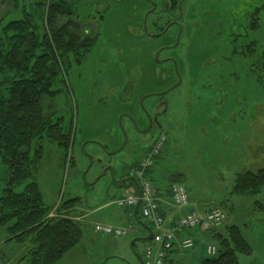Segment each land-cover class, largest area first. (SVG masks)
Returning <instances> with one entry per match:
<instances>
[{"label": "rangeland", "instance_id": "rangeland-1", "mask_svg": "<svg viewBox=\"0 0 264 264\" xmlns=\"http://www.w3.org/2000/svg\"><path fill=\"white\" fill-rule=\"evenodd\" d=\"M21 1L16 8L9 0H0V18L21 19L24 5L43 23L39 18L43 8L37 4L45 0ZM181 1L178 10L147 19L140 0L77 3L74 19L97 21L99 37L84 61L74 63L62 77L58 84L62 92L55 100H45L53 121L65 130L72 127V143L66 151L45 138L36 172L51 205L48 217H74L83 227L80 243L56 264H141L139 258L151 241H136L134 248L132 242L141 228L146 234L152 225L145 218L136 219L130 228L125 214L119 224L128 229L123 237L96 233L94 226L97 222L118 225L115 217L124 211L117 200L127 188L120 185L123 171L137 166L160 134L166 136V145L149 172L151 181L166 188L182 183L191 199L226 214L214 233L196 237L193 248L179 250L174 257L183 264H201L210 256L208 245L219 246L216 236L227 235V227L238 225L252 247L250 254H239L240 264H264V188L255 195L233 192L238 173L264 167V77L259 79L249 59L237 53L243 47L255 52L264 44V0ZM258 7H262L259 27L252 29ZM61 20L68 22V17ZM172 20L184 27L172 52L182 71V84L164 97L169 110L160 118L162 128L147 133L140 128L145 127L142 114L153 112L152 102L160 96L150 93L161 88L160 81L166 78L154 65L172 51L157 58L163 38L148 34ZM204 61L211 68L198 72L197 65ZM196 73L203 76L193 79ZM131 182L133 188L138 185ZM6 183L8 167L0 160V194ZM75 198L78 203L72 211L62 208ZM9 237L0 228V264H31L32 244Z\"/></svg>", "mask_w": 264, "mask_h": 264}, {"label": "trees", "instance_id": "trees-1", "mask_svg": "<svg viewBox=\"0 0 264 264\" xmlns=\"http://www.w3.org/2000/svg\"><path fill=\"white\" fill-rule=\"evenodd\" d=\"M9 2L16 8L22 3ZM78 2H40L37 5L43 8L39 13L43 23L24 5L21 19L5 22L6 18H0V160L8 167V183L0 194V228L8 231L10 240L32 244L28 254L31 264H56L83 237L82 224L74 217H48L51 205L46 203L36 179L43 157V140L55 141L66 151L72 143V127L65 130L61 123L54 122L45 100L56 99L62 92L58 88L62 77L74 63L81 64L94 47L95 39L85 38L80 30L81 21L74 19ZM261 11L262 7L255 9L259 15L253 19L252 29L259 27ZM65 17L68 22L64 23L61 19ZM259 50L243 47L237 53L249 59L251 70L260 79L264 77V44ZM210 68L206 61L197 65L198 72ZM195 76L203 75L193 74V79ZM263 188L264 167L257 172L238 173L233 192L255 195ZM77 203V198L70 199L62 208L72 211ZM135 211L137 219L142 220L139 209ZM227 233L216 236L217 254L207 256L201 264H240L239 254L252 252L240 226L227 227ZM176 252L178 249L169 252L165 264H183Z\"/></svg>", "mask_w": 264, "mask_h": 264}, {"label": "built area", "instance_id": "built-area-1", "mask_svg": "<svg viewBox=\"0 0 264 264\" xmlns=\"http://www.w3.org/2000/svg\"><path fill=\"white\" fill-rule=\"evenodd\" d=\"M165 140V135H161L156 141L151 155L143 161L139 168L131 171V175L136 177L139 182V191L129 192L117 200V204L121 208L133 210L140 206L142 218L153 225L154 236L146 246L143 256L144 264H165L169 252L176 247L182 250L193 248L195 246L194 238L184 237V234L189 230L209 232L221 226L226 215L219 208L202 211L193 207L187 187L178 182L171 185L170 202L180 213L175 218L173 216L165 217L161 213V203L156 185L147 175V169L153 165V155L160 152ZM94 229L96 233L113 237H123L128 233L127 228L106 223H96ZM217 251L215 245L208 246L210 255H215Z\"/></svg>", "mask_w": 264, "mask_h": 264}, {"label": "flooded vegetation", "instance_id": "flooded-vegetation-1", "mask_svg": "<svg viewBox=\"0 0 264 264\" xmlns=\"http://www.w3.org/2000/svg\"><path fill=\"white\" fill-rule=\"evenodd\" d=\"M120 1L121 0H117V2H120ZM140 2L142 3L141 7L146 12V19H147L153 14L155 15V14L167 13L168 12L167 10H172V9L178 10L181 6L182 1L181 0H140ZM137 5L139 6V3ZM89 22L87 23L83 21L80 23L81 24V27H80L81 34L84 35L85 38L95 39V42H96L99 37V34H98L99 27H98L97 21L95 22L89 21ZM183 29L184 27L182 26L181 21L172 20L168 25L162 27V29L159 30V32H152L151 34H148V37H151V38H157V37L163 38L164 44L159 46L155 52V55L157 58H159L160 54L163 51L169 50V49L173 50L174 47H176L179 44L178 41L181 39L180 34L183 33ZM174 40L175 42H173ZM166 41L170 42V44H166L165 43ZM95 42L93 43L94 45H95ZM171 52L172 51H170L167 55H165L162 61L160 60L159 62L156 63L159 66H163V68L156 69L158 67L155 66L156 64L154 65V68H155L154 70H157V71L159 70V72L163 73V76L166 78L164 81L162 80L160 81L161 88L154 91L153 93H150L151 95H154V96L155 95L160 96V99L158 101L152 102L153 112H150V111L143 112L142 123L145 127L143 128L139 126L143 130V132L149 133L150 131H153L154 129L162 128L160 118L164 114H167L169 110V103L167 99H164V97L168 95V93L176 90L182 84L180 81L181 76H182L181 74L182 71L179 70L178 67L176 66L177 65L176 58L172 55ZM172 65L175 67L172 68ZM160 135H163V134H160ZM155 144L156 142L152 145L153 146L152 149L148 152L145 158H143L140 161L138 168L141 166L143 161L151 155V152ZM165 145H166V140L160 152L157 153L156 155H153V165H151L150 167L155 166V158L160 155ZM135 167H133L129 171H126V169L123 171L120 185L122 183L127 182V180H130V182L132 181L133 176L131 175V171L135 169ZM148 235H150L149 232H147L145 236H141V237H146ZM141 243H145V241H142ZM139 260H140V263L143 264L144 262L143 257L140 256Z\"/></svg>", "mask_w": 264, "mask_h": 264}, {"label": "crops", "instance_id": "crops-1", "mask_svg": "<svg viewBox=\"0 0 264 264\" xmlns=\"http://www.w3.org/2000/svg\"><path fill=\"white\" fill-rule=\"evenodd\" d=\"M153 146H151V148H149L147 151H146V154L143 156V158H145V156L148 154V152L152 149ZM142 158V159H143ZM141 159V160H142ZM140 160V161H141ZM140 163V162H139ZM139 165V164H138ZM137 165V166H138ZM154 167V166H153ZM153 167H150L148 168V173L150 172L151 169H153ZM131 183H128V182H125V183H122L121 186H127V188L125 189V192H124V196H126L129 192H133V191H139V186L137 185L136 187H131ZM172 185V184H171ZM171 185H169V187H163V186H160L157 185V194H158V197L160 199V203H161V207H160V210H161V213L165 216V217H170V216H173L174 218L176 216H178V214L180 212H178L177 208L175 206L172 205V203L170 202V198H171ZM124 196H122L121 198H123ZM120 199V198H119ZM192 203L193 205L195 206H199L202 210H208V209H211L213 207H210L208 206V204H205V203H202L200 204L199 202H197L196 200L192 199ZM123 213H122V216L120 215H117L115 217V220L118 223V225H114V226H120V227H124L123 225H119L120 222L124 221L126 218H125V214L127 216V220H129V224L130 226L133 225L135 226L136 224V219H137V214L135 213V210H130V209H125L123 208ZM88 215V214H86ZM84 218V215H82ZM86 218V217H85ZM98 223V222H97ZM101 223V222H100ZM104 223V222H103ZM108 224V223H106ZM112 225V224H111ZM151 225V224H150ZM151 227L153 228V226L151 225ZM141 228V227H140ZM5 229V228H3ZM142 229V228H141ZM139 230L138 233L135 235L137 236V238H140L141 236H145L146 234L144 233V231L142 230ZM208 234H205V233H201V232H192V231H189L187 232L186 234H184V237H187V236H192L194 238V240H196V237H199L202 239V237L206 236ZM177 253V252H176Z\"/></svg>", "mask_w": 264, "mask_h": 264}, {"label": "water", "instance_id": "water-1", "mask_svg": "<svg viewBox=\"0 0 264 264\" xmlns=\"http://www.w3.org/2000/svg\"><path fill=\"white\" fill-rule=\"evenodd\" d=\"M111 169V168H110ZM128 183H130V180H127ZM150 235L147 237H141V238H137L132 242V247L134 248V244L136 241H150L153 238L154 232L151 228H148Z\"/></svg>", "mask_w": 264, "mask_h": 264}]
</instances>
